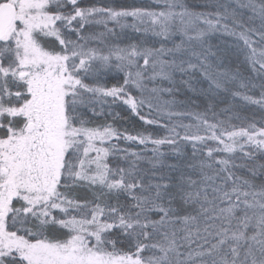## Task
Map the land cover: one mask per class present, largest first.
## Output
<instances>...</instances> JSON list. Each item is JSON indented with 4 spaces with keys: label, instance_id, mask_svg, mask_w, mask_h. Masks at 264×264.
Wrapping results in <instances>:
<instances>
[{
    "label": "snow or ice",
    "instance_id": "obj_1",
    "mask_svg": "<svg viewBox=\"0 0 264 264\" xmlns=\"http://www.w3.org/2000/svg\"><path fill=\"white\" fill-rule=\"evenodd\" d=\"M0 264H264V0H0Z\"/></svg>",
    "mask_w": 264,
    "mask_h": 264
},
{
    "label": "trees",
    "instance_id": "obj_2",
    "mask_svg": "<svg viewBox=\"0 0 264 264\" xmlns=\"http://www.w3.org/2000/svg\"><path fill=\"white\" fill-rule=\"evenodd\" d=\"M117 111H121L123 115L128 116L129 117V121H130L129 124H119L118 123V126L121 127V129H123L124 127H127L130 132L135 134V131L137 129H143V128L148 127L147 125L142 124L140 121H138L137 119L132 117L129 113L124 112L122 109H117ZM148 130L149 131H153L152 128H148ZM122 146H125V145H122ZM132 147H135V145H132ZM187 151L190 153L191 149L188 148Z\"/></svg>",
    "mask_w": 264,
    "mask_h": 264
}]
</instances>
